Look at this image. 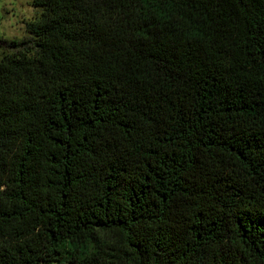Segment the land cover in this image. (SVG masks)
<instances>
[{"label":"trees","instance_id":"obj_1","mask_svg":"<svg viewBox=\"0 0 264 264\" xmlns=\"http://www.w3.org/2000/svg\"><path fill=\"white\" fill-rule=\"evenodd\" d=\"M0 40V264H264V0H34Z\"/></svg>","mask_w":264,"mask_h":264},{"label":"rangeland","instance_id":"obj_2","mask_svg":"<svg viewBox=\"0 0 264 264\" xmlns=\"http://www.w3.org/2000/svg\"><path fill=\"white\" fill-rule=\"evenodd\" d=\"M34 0H0V40L28 41L31 35L27 25L36 21L43 8L37 7ZM11 51L0 49V58Z\"/></svg>","mask_w":264,"mask_h":264}]
</instances>
